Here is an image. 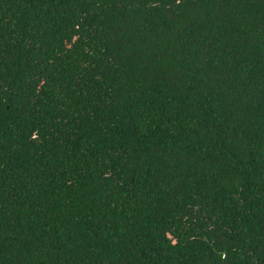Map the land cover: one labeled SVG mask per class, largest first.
I'll use <instances>...</instances> for the list:
<instances>
[{
    "label": "trees",
    "instance_id": "trees-1",
    "mask_svg": "<svg viewBox=\"0 0 264 264\" xmlns=\"http://www.w3.org/2000/svg\"><path fill=\"white\" fill-rule=\"evenodd\" d=\"M0 264H264V0H0Z\"/></svg>",
    "mask_w": 264,
    "mask_h": 264
}]
</instances>
